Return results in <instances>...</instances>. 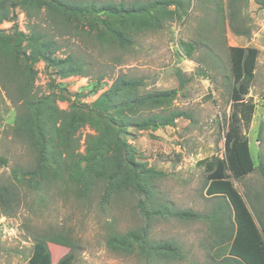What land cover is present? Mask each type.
Segmentation results:
<instances>
[{"label":"rangeland","instance_id":"1","mask_svg":"<svg viewBox=\"0 0 264 264\" xmlns=\"http://www.w3.org/2000/svg\"><path fill=\"white\" fill-rule=\"evenodd\" d=\"M263 1L186 0L179 10L168 7L173 13L134 36V45L121 53L119 66L112 63V56L94 48L89 38L81 49L76 41L62 42L65 47L61 55L73 52L89 64L86 77L60 78L46 72L40 62L34 66L33 93L38 98L56 93L52 107L67 110L74 95L81 104H88L102 92L87 93L88 84L100 75H104L103 89L123 76L142 78L145 90L149 91L177 88L179 71L189 81L176 97L174 108L187 113L190 119L180 118L174 127L156 131L132 130L126 139L137 150L140 163L162 173L153 181L163 204L172 211L188 209L204 213L214 201L205 195L207 173L204 165L198 163L224 157L230 93L235 85L230 48L257 49L254 80L245 96L254 106L252 120L247 127H241L249 140L255 169L241 180H235L228 172L234 188L256 218L253 208L264 201V178L259 171V167L264 168ZM15 14L13 22L0 24L1 30L16 27L25 31L24 12L16 10ZM181 43L193 44L191 58L186 57ZM15 115L16 110L0 91V156L7 159V164L0 166V264H28L34 243L41 240L46 242L50 264H57L68 254L73 256L72 264H145L136 255H119L106 247L111 233L143 225L144 220L135 208L136 199L130 195L105 199L100 183L80 196L79 184L69 175V162L64 172L56 163L65 156L64 152L59 156L58 141L52 142L45 164L39 166L36 153L14 135ZM90 132L88 127L79 130L76 159L84 154V136ZM146 225L151 239L174 240L183 254L181 261L147 264H215L209 260L212 251L208 252L211 240L208 223L164 216L146 219ZM52 237H64L67 244H56L50 240Z\"/></svg>","mask_w":264,"mask_h":264},{"label":"trees","instance_id":"2","mask_svg":"<svg viewBox=\"0 0 264 264\" xmlns=\"http://www.w3.org/2000/svg\"><path fill=\"white\" fill-rule=\"evenodd\" d=\"M186 0H0V24L16 19V10L24 12L25 31L13 27L0 29V91L16 110L14 135L27 142L36 153V161L45 164L54 140L58 141L64 159L56 163L77 184L78 193L85 196L95 183L103 186L105 199H136L135 208L144 220L142 226L122 233H111L106 247L119 255H136L148 262L169 263L183 259L182 248L174 240L155 241L150 238L146 219L169 216L182 221L202 220L209 225L211 236L209 260L215 264H264V201L260 211L253 208L256 218L234 188L230 175L239 180L254 170L248 139L241 127L252 120L253 104L245 100L254 80L258 50L252 47L230 48V62L235 85L231 89V112L224 134V157L199 161L206 171L205 195L214 201L204 213L188 209L172 211L163 204L154 179L161 172L147 168L138 161V152L128 141L132 130L156 131L174 127L180 118L190 116L174 108L180 90L189 81L177 72L178 87L164 90H145L142 78L119 77L103 89L104 75L87 86L89 95H96L88 104H81L77 95L67 110L52 107L56 93L38 98L34 95L36 71L42 62L46 72L60 78L86 77L89 67L81 55L60 54L67 41L82 45L86 38L99 52L111 57L114 65L134 45V36L159 24L165 16L183 8ZM264 6V1L262 2ZM186 57L191 58L194 46L181 43ZM119 53V54H118ZM118 54V55H117ZM58 89L66 91L56 85ZM79 96V95H78ZM88 127L84 136V154L75 158L79 148L78 132ZM7 159L0 156V166ZM264 178V168L259 167ZM229 172V174H228ZM33 176H36L33 173ZM264 196V193H263ZM258 223V224H257ZM262 230V231H261ZM56 244H67L64 237H52ZM73 256H64L57 264H72ZM46 242L33 245L28 264H50ZM199 264V263H191Z\"/></svg>","mask_w":264,"mask_h":264},{"label":"crops","instance_id":"3","mask_svg":"<svg viewBox=\"0 0 264 264\" xmlns=\"http://www.w3.org/2000/svg\"><path fill=\"white\" fill-rule=\"evenodd\" d=\"M248 139V138H247ZM248 144H249V140H248ZM250 149V148H249ZM250 155H251V153H250ZM251 158H252V156H251ZM253 160V159H252ZM253 163H254V161H253ZM254 169H255V165H254ZM254 171V170H253ZM252 171V172H253ZM250 174V173H249ZM249 174H247V175H245L244 177H242L241 179H243V178H245L246 176H248ZM241 179H239V180H241ZM264 184V183H263ZM256 195H258V194H255V195H253V196H255L256 197ZM252 196V197H253ZM245 201V200H244ZM256 207H257V211L259 212L260 211V209H261V206L259 205V202H257L256 203ZM261 220L264 222V218L262 217L261 218ZM258 224V223H257Z\"/></svg>","mask_w":264,"mask_h":264}]
</instances>
